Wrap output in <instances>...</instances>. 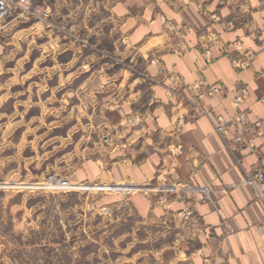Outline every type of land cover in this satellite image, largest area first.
I'll use <instances>...</instances> for the list:
<instances>
[{"label": "crops", "instance_id": "obj_1", "mask_svg": "<svg viewBox=\"0 0 264 264\" xmlns=\"http://www.w3.org/2000/svg\"><path fill=\"white\" fill-rule=\"evenodd\" d=\"M48 1L57 6L33 5L61 31L29 14L0 20V75L15 69L16 91L30 83L62 86L70 119L73 93L80 118L92 106L90 116L103 119L98 151L82 156L70 178L104 182L109 168L116 182L164 179L187 187L167 203L158 193L136 192L127 201L114 193L91 210L80 205V226L90 215L96 229L109 227L113 243L126 247L118 264H264V202L244 183L247 171L264 167V134L250 150L232 141L234 126L222 135L215 130L218 116L234 115L241 88L248 91L241 109L264 127V0H112L104 19L89 0ZM236 41L255 53L250 66H237L245 55ZM136 64L146 77L134 73ZM215 83L221 94L198 105L188 100L197 94L192 85ZM204 186L211 200L196 189Z\"/></svg>", "mask_w": 264, "mask_h": 264}, {"label": "rangeland", "instance_id": "obj_2", "mask_svg": "<svg viewBox=\"0 0 264 264\" xmlns=\"http://www.w3.org/2000/svg\"><path fill=\"white\" fill-rule=\"evenodd\" d=\"M42 1L45 5L57 6L48 0H31L33 10L36 9L33 4ZM89 1L97 7L101 19L109 15L112 0ZM12 10L7 18L12 14L22 15L19 10ZM37 13L40 16L29 15L47 29L62 30L57 22L46 19L40 11ZM94 21L92 17L89 23ZM100 48L103 47L98 45L95 51ZM103 55L107 61L116 62L114 55L105 52ZM122 64L128 66L130 62L124 60ZM7 73L0 75V83L6 90L0 91L4 92L0 94V264H118L125 261L127 253L123 249L126 247L123 242L113 243V231L109 227L96 229L97 222L95 218L90 222V215L81 227L78 214L80 205L90 210L97 205H108L112 200L109 197L117 192L68 189L48 183L53 175L66 178L71 184L100 183L74 181L69 175L79 168L82 156L85 159L98 151L96 142L103 136V119L90 116L92 106L84 107L89 116L80 118L74 93L70 119V102L65 108L62 86L30 83L16 91L15 78L11 77L15 69ZM134 73L144 78L145 72L137 64ZM103 171L109 178V168ZM108 178L104 182L110 181ZM103 200L104 203H99ZM106 222V218H101L100 226Z\"/></svg>", "mask_w": 264, "mask_h": 264}, {"label": "built area", "instance_id": "obj_3", "mask_svg": "<svg viewBox=\"0 0 264 264\" xmlns=\"http://www.w3.org/2000/svg\"><path fill=\"white\" fill-rule=\"evenodd\" d=\"M12 9L19 10V12L22 14H33L36 16H40L38 15V11L36 9L33 10L31 0H0V20H4L5 18H7ZM243 9L249 10V7L246 4H243ZM214 19L221 20V17L217 15L214 17ZM248 22L251 23L252 20H249ZM234 27L235 24L233 21H227L225 24L226 30H232ZM234 45L236 51L242 52L245 55L244 60L239 61V63L236 62V64L238 63L237 66L240 68L249 66L255 57V53L243 50V48L237 41L234 42ZM205 55L207 56V58L210 57L208 49L205 50ZM142 75L146 77L145 73H143ZM190 88H192L194 91H197L196 97L191 99L188 98V100L195 105H198V103L204 98L214 97L224 91V88L220 83H215L212 85L195 84ZM174 93L176 94V92ZM247 96L248 91L246 88H241L240 90H238L237 95L232 100V105L235 109L234 115L229 120H226L222 116H218L217 123L215 124V130L222 135L226 131H228L229 127L234 126L236 132L232 141L239 147H245L253 150L255 148L253 137L263 135L264 127L260 121H250L247 117V113L243 109H241V104ZM262 102L264 103V99H262ZM108 174L110 177V181L100 182L96 184H71L66 178L57 175L51 176L48 180V183L50 185H57L68 189L80 188L87 190L95 189L117 192L121 194L123 199L136 192H154L158 193V200L161 203H167L171 196L183 193L187 189L185 183L167 181L164 179H159L157 183L152 186L135 185L130 182H116L115 180H113L111 173L108 172ZM244 183L247 187H249L253 194V197L256 200L264 202V167L258 165L250 171H247L245 174ZM196 189L201 191L207 199L211 200V198L209 197L208 186L197 187ZM190 215H192V212H189V216ZM192 221L194 224L199 223V217L193 216Z\"/></svg>", "mask_w": 264, "mask_h": 264}]
</instances>
